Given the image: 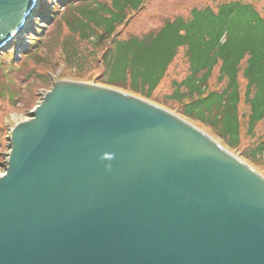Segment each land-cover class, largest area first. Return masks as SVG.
<instances>
[{
    "label": "water",
    "instance_id": "obj_1",
    "mask_svg": "<svg viewBox=\"0 0 264 264\" xmlns=\"http://www.w3.org/2000/svg\"><path fill=\"white\" fill-rule=\"evenodd\" d=\"M38 3L0 0V50ZM33 113L0 176V264H264V177L187 120L76 81Z\"/></svg>",
    "mask_w": 264,
    "mask_h": 264
},
{
    "label": "trees",
    "instance_id": "obj_2",
    "mask_svg": "<svg viewBox=\"0 0 264 264\" xmlns=\"http://www.w3.org/2000/svg\"><path fill=\"white\" fill-rule=\"evenodd\" d=\"M57 1L58 6L65 5L58 17L50 7L38 12H44L46 21L54 20L58 32L67 27L64 45L72 51L67 52V62L73 60L80 67L85 62L79 52L83 46L76 40L88 57L101 52L104 71L95 81L98 85L170 110L234 152L248 138L251 142L240 155L252 165H264V9L254 1L194 5L186 15L168 18L156 29L126 36L123 31L132 14L153 0ZM42 40L30 38L34 50L21 54L23 61L47 60L38 45L44 44ZM181 51L187 64L185 76H175L169 92L155 96ZM76 66L72 64L73 69ZM19 67L10 52L0 55V100L23 99L26 86L12 74Z\"/></svg>",
    "mask_w": 264,
    "mask_h": 264
},
{
    "label": "rangeland",
    "instance_id": "obj_3",
    "mask_svg": "<svg viewBox=\"0 0 264 264\" xmlns=\"http://www.w3.org/2000/svg\"><path fill=\"white\" fill-rule=\"evenodd\" d=\"M223 0H153L148 4L147 8L132 14L130 17V23L126 30H124V36L128 33L141 34L152 29L158 28L166 19L172 18L176 15H186L188 9L192 6H203L207 4H215ZM254 1L260 8L264 9V0H244ZM56 6V9L54 7ZM63 6V7H62ZM47 9L50 7L57 12L54 17H58L62 12L65 5L58 6L57 0H39L37 10L31 12L27 17L22 27L13 36L11 41L6 44L0 50L1 54L10 52L13 56V61L19 63L20 67L15 68L13 71L14 79L17 82H24L23 86H26V91L22 93L23 99L20 100H7L2 98L0 100V171H6L8 165L9 156L12 150V133L17 125L22 122L28 121L33 117V112L44 100V96L54 87V84L58 81H76L81 83L96 84L95 81L100 80L104 67L101 61V52L94 57H88L87 51L83 48L84 45L78 40L76 44L82 47L83 50L79 51L81 58L85 57L84 64L80 67L78 63L73 60L69 63L66 61L67 52L71 53V46L67 47V51L64 45V38L68 36L67 27H63V30L58 32L59 29L55 26L54 20L46 21L44 19V12L40 14L39 8ZM53 16V15H52ZM48 22V23H47ZM43 26V27H42ZM42 38L44 37V44L41 42L39 47L42 48L43 57L47 55V60L38 61L32 63L30 60L25 61L20 57L26 51L34 50L30 45V38ZM47 44V46H45ZM31 48V50H30ZM70 48V49H69ZM81 49V48H79ZM69 50V51H68ZM80 58V57H78ZM9 64V63H5ZM76 66L73 69L72 67ZM80 67V68H79ZM187 72V64L184 59L183 52L181 51L175 62L172 64L168 71V76L165 77L159 88L155 91V96L162 97L169 92V85L172 78L183 77ZM42 74V77L38 78V75ZM7 75V74H6ZM78 76L82 77V81H77ZM8 81L5 76V80ZM8 83V82H7ZM114 88V87H113ZM116 89V88H115ZM120 91V89H119ZM26 94L27 98H24ZM169 112L177 115L176 113L168 110ZM179 116V115H177ZM180 117V116H179ZM190 124H193L189 121ZM194 125V124H193ZM195 126V125H194ZM197 127V126H196ZM200 129L199 127H197ZM201 132L211 136L215 141L220 142L218 137H214L205 129H200ZM251 141L248 138H244L241 143V148L237 152L222 146L231 154L234 158L239 159L243 163H246L255 172L264 177V165H252L247 162L240 151L243 146H246Z\"/></svg>",
    "mask_w": 264,
    "mask_h": 264
},
{
    "label": "built area",
    "instance_id": "obj_4",
    "mask_svg": "<svg viewBox=\"0 0 264 264\" xmlns=\"http://www.w3.org/2000/svg\"><path fill=\"white\" fill-rule=\"evenodd\" d=\"M7 167H8V165H7ZM5 174H6V171H3V172L0 171V176H4Z\"/></svg>",
    "mask_w": 264,
    "mask_h": 264
},
{
    "label": "clouds",
    "instance_id": "obj_5",
    "mask_svg": "<svg viewBox=\"0 0 264 264\" xmlns=\"http://www.w3.org/2000/svg\"><path fill=\"white\" fill-rule=\"evenodd\" d=\"M107 158L111 159V156H109V157H107Z\"/></svg>",
    "mask_w": 264,
    "mask_h": 264
},
{
    "label": "bare ground",
    "instance_id": "obj_6",
    "mask_svg": "<svg viewBox=\"0 0 264 264\" xmlns=\"http://www.w3.org/2000/svg\"><path fill=\"white\" fill-rule=\"evenodd\" d=\"M15 34V33H14ZM14 36V35H13ZM13 36L11 38H13Z\"/></svg>",
    "mask_w": 264,
    "mask_h": 264
}]
</instances>
